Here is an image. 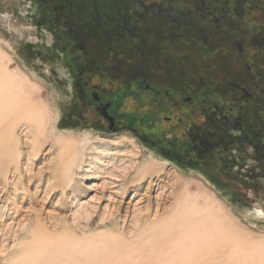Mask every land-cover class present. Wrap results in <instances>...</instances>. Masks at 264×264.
<instances>
[{
  "label": "rangeland",
  "instance_id": "obj_1",
  "mask_svg": "<svg viewBox=\"0 0 264 264\" xmlns=\"http://www.w3.org/2000/svg\"><path fill=\"white\" fill-rule=\"evenodd\" d=\"M134 1L0 0V264H264V177L252 132L244 133L247 139L239 130L231 131L233 137L230 130L212 137L211 130L191 129L184 117L183 124L209 150L183 154L181 160L163 154L153 161L151 146L133 127H145L158 105L134 108L130 95H122V123L115 131L95 116L78 123L65 117L72 98L60 65L66 27L55 19L80 24L88 13L128 15ZM226 2L238 13L231 36L243 39L248 28L242 41L248 59L236 61L230 50L205 58L179 41L164 50L177 70L200 72L208 92L222 97L236 117L242 112L245 123L264 135V47L250 29L255 22L264 26V0ZM96 23L90 28L97 32ZM141 87L142 95L155 97ZM156 97L165 99L161 93ZM162 122L160 117L158 125ZM226 141L238 142V151H224ZM104 150L138 151L133 165L159 169L137 172L132 165L124 190L110 194L100 188L110 167L94 162ZM90 165L95 169L86 172ZM177 180L183 183L178 189Z\"/></svg>",
  "mask_w": 264,
  "mask_h": 264
},
{
  "label": "flooded vegetation",
  "instance_id": "obj_2",
  "mask_svg": "<svg viewBox=\"0 0 264 264\" xmlns=\"http://www.w3.org/2000/svg\"><path fill=\"white\" fill-rule=\"evenodd\" d=\"M224 1L151 0L144 3L137 0L134 1L137 6L128 15L103 18L99 14L88 13L91 17L80 24L66 22L59 16L55 19L56 24L66 27L61 44L65 52L61 55L60 65L66 71V82L72 94L68 101L69 113L65 117L72 123H78L92 119L90 115L95 116L115 131L122 123L119 112L122 95L128 94L134 108L159 106L158 113L150 112L151 118L145 127L136 123L133 130L162 157L165 154L181 160L183 154L190 157L193 153L209 150L202 138L191 131L194 128L211 130L212 137L217 134L215 131L220 130H230L228 134L233 137L235 134L232 132L239 130V134L246 138L244 133L250 131L257 141L255 159L262 170L260 175L264 177L263 132L247 125L242 112L238 111L236 117L232 108L220 101L222 97L208 92V83L200 72L186 74L177 70L164 50V45L179 41L205 58L215 57L219 51L226 54L230 50L231 58L236 61L248 59L249 50L242 42L248 35V24L243 22L247 28L243 39H234L231 31L236 11L231 3L226 2L228 0ZM93 21L101 26L97 32L90 28ZM250 29L257 30L254 31V42L264 47V26L255 22ZM233 44L236 52H233ZM261 55L264 61V52ZM153 63L157 66L152 70ZM258 74L263 73L260 71ZM150 78L154 79L153 85L148 83ZM207 81L216 82L217 77L207 76ZM141 85L155 97L148 99L146 94L142 95ZM160 93L165 99L156 97ZM160 117L165 122L158 125ZM184 117L188 118L191 129L183 124ZM243 138L239 140L243 141ZM236 144L239 145L235 141H226L224 151H238Z\"/></svg>",
  "mask_w": 264,
  "mask_h": 264
},
{
  "label": "bare ground",
  "instance_id": "obj_3",
  "mask_svg": "<svg viewBox=\"0 0 264 264\" xmlns=\"http://www.w3.org/2000/svg\"><path fill=\"white\" fill-rule=\"evenodd\" d=\"M3 22V21H2ZM11 23V22H10ZM8 24V23H7ZM11 26V24H10ZM47 31V30H46ZM1 40V39H0ZM1 42V41H0ZM7 46H10V45H7ZM1 72V71H0ZM62 74L63 75H66V71L64 70V68L62 67ZM5 76H6V73H5ZM2 77V76H1ZM3 78V77H2ZM5 78V77H4ZM2 83V82H1ZM54 84V83H53ZM0 91H1V88H0ZM56 92V91H55ZM58 110H59V104L57 103L56 104V108H55V114H56V121H55V124H54V127L56 129H59L60 126H61V121L59 120V115H58ZM72 128V127H71ZM68 130V129H67ZM71 130V129H70ZM85 130V129H84ZM75 131V130H74ZM86 131V130H85ZM62 149V148H61ZM64 149V148H63ZM149 151V154H148V157L151 159V160H157L158 157H161L162 158V154L160 155L159 152H156L154 151L153 149H148ZM67 152V151H66ZM138 152V151H137ZM137 152H111L109 153L108 151H100V157H95L94 158V162L97 163V164H105V166H108L107 168L110 167V171H105V178L107 180H103L102 181V186H100V188H109L110 191L109 193L110 194H115V195H118L121 190L123 191L124 190V186L126 185L128 179H129V173L130 171L132 170V165L136 162L135 160L138 158V153ZM57 154L58 155H61L63 154L62 151L59 149L57 151ZM110 154H113L112 157H110V161H107L105 163H103L105 160L102 161L103 158H108V155ZM157 157V158H156ZM60 158V157H59ZM135 161V162H134ZM127 163V164H126ZM136 164V163H135ZM96 166V164H94ZM133 170L137 172H139L141 169L144 170H148L149 173H152L155 169L158 170L159 166H152V165H148V164H137V165H133ZM97 167V166H96ZM91 169H95V167L93 165H90L89 169L87 168L86 169V172H92ZM106 169V168H105ZM102 170V169H101ZM100 170V171H101ZM99 171V173H100ZM103 171V170H102ZM144 174L146 175L147 172H144ZM100 184V183H99ZM183 183L179 180H177L175 183H174V187H176V189H178ZM97 185V184H96ZM152 185H155V183H153ZM88 188H91L92 187H88ZM165 187L161 188L159 191V195L161 196V193H163V191H165ZM100 194V193H99ZM110 194L106 197V200H108L109 203H107L106 205H109L110 204V201H112V199L110 198ZM146 194V193H145ZM159 195H158V198H159ZM157 197V196H156ZM101 198H103V195L99 196V197H96V199L100 200ZM91 198H89L90 200ZM82 204V202H81Z\"/></svg>",
  "mask_w": 264,
  "mask_h": 264
}]
</instances>
